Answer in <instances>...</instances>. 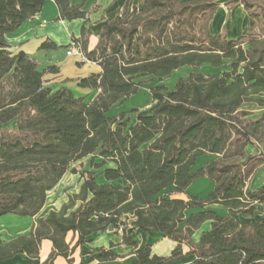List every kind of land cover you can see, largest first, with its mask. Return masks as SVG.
Here are the masks:
<instances>
[{
  "label": "trees",
  "instance_id": "1",
  "mask_svg": "<svg viewBox=\"0 0 264 264\" xmlns=\"http://www.w3.org/2000/svg\"><path fill=\"white\" fill-rule=\"evenodd\" d=\"M44 2L0 0V216L39 215L49 193L67 172L78 173L72 165L85 158L103 169V181L86 170L79 191L40 217L29 235L0 237V262L27 254L30 260L17 264H55L104 227L137 248L127 235L132 226L162 233L177 246L160 257L145 245L131 264H172L185 257L183 245L193 256L189 264H264V218L256 216L264 205V113L252 119L244 108L247 102L264 106V0H231L249 19L235 39L212 34L204 20L216 11V0H143L141 9L135 4L102 26L94 49L81 45L86 59L102 68L79 82L98 90L89 103L68 87L44 84V73L56 68L39 71L25 52L10 50L8 37ZM55 2L61 19L86 18L72 0ZM41 48L57 45L44 42ZM225 61L230 69L222 73L197 71ZM185 66L192 71L172 89L151 88L148 110L108 115L139 92L143 79H163ZM205 154L213 159L194 169ZM259 173L263 182L252 187ZM200 177L213 183L203 199L187 194ZM205 222L209 228L195 240ZM70 232L77 235L72 247ZM45 239L53 250L40 261ZM97 251L92 260L116 257Z\"/></svg>",
  "mask_w": 264,
  "mask_h": 264
},
{
  "label": "crops",
  "instance_id": "2",
  "mask_svg": "<svg viewBox=\"0 0 264 264\" xmlns=\"http://www.w3.org/2000/svg\"><path fill=\"white\" fill-rule=\"evenodd\" d=\"M72 4L80 5L81 9L86 12L85 19H61L59 9L55 0H45L42 10L27 20L21 28L8 37L10 50L13 53L23 51L26 55L37 63L38 70L44 71L48 68H56V72L46 71L43 75L44 84L52 89L59 87H68L76 97H82L85 102H91L98 90L90 87H81V79L93 74L102 72L101 66L93 61H82L78 56L67 55V49L71 45L73 38L77 39L80 45H85L88 50L96 47L99 40V33L104 24L113 22L123 14H129L135 4L140 9L143 6V0H72ZM240 5H242L240 3ZM218 7L220 5L218 4ZM217 7V8H218ZM243 7V5H242ZM217 11V9H216ZM216 11L209 20L208 27L212 34H222L223 30L216 29ZM246 11V10H245ZM248 15L246 12V23L241 26L239 32L232 35L226 32L228 38L235 39L241 35L248 24ZM83 29L85 30L83 33ZM44 42H53L57 48H41ZM202 157L213 159V156L205 154L198 158L196 165ZM206 160V161H208ZM205 162H202L203 165ZM199 165L198 167H200ZM261 174L255 175L251 180L252 187H258L262 184ZM213 187V183L205 178L200 177L195 180L187 189V194L203 199ZM186 197V195H183ZM35 216H19L15 214H6L0 216V237L3 241H10L20 235H29L32 227L37 224L40 217L47 214L50 210L58 211L56 207H50ZM223 211V210H222ZM256 216L264 218V205L257 211ZM209 228V222H205L194 234V239L199 238L202 230ZM127 235L137 243V248L123 243L120 232L116 233L110 227H104L100 231L90 236V241L84 245L75 248L69 258L57 256L55 264H131L137 258L136 252L145 245L150 246L151 256L168 257L172 250L177 246V242L165 237L162 233H145L135 230L129 226ZM73 238L72 246L76 244L77 235L70 232L66 240L69 242ZM111 243L113 245H111ZM107 249L114 253L116 257L109 260H92L93 255H97L98 249ZM53 250L52 242L48 239L42 241L39 251L40 261H44ZM85 250L87 253H82ZM185 257L172 264H189L193 256L190 255V248L183 245ZM30 257L27 254H17L14 257L1 261L0 264H17L28 262Z\"/></svg>",
  "mask_w": 264,
  "mask_h": 264
},
{
  "label": "rangeland",
  "instance_id": "3",
  "mask_svg": "<svg viewBox=\"0 0 264 264\" xmlns=\"http://www.w3.org/2000/svg\"><path fill=\"white\" fill-rule=\"evenodd\" d=\"M261 1V0H257ZM216 2L220 5L216 11V17L214 15V20H216V29L219 30L222 28L223 32H228L232 35H235L239 32L241 26L246 23V11L240 3H231V0H216ZM142 8V7H141ZM140 8V9H141ZM215 13V12H214ZM213 14L208 18L206 17L204 20L206 23H209V20ZM230 69V63L225 61L223 65L219 68H213L208 64L203 65L197 71L204 72L205 74H215L222 73L223 71ZM192 71V68L189 66L181 67L175 70L170 76L165 77L163 79H154L150 80V78L143 79V83L139 92L116 104L111 110L108 112L110 117L119 116L122 112H130L133 109H138L141 111L148 110L151 106L150 103V94L151 88L157 85H164L169 89H172L175 85L178 78L182 76H187ZM260 96H254L253 98H258ZM261 97H264L263 95ZM244 108L251 112L250 117L252 119H257L262 116L264 113V106L258 105L256 102H247L244 104ZM250 153L254 152L253 148H249ZM208 157H202L199 160L198 165L195 168H198L202 162H206ZM96 162H100L99 159ZM72 168L77 169L78 173H73L71 171L67 172V174L63 177L60 183L49 193L48 200L46 206L44 207V212L50 207H56L57 209L61 208L63 204L69 201L71 195L76 194L82 183V173L86 170H91L94 172V176L98 182L103 181V169H96L91 165L90 158H85L75 164L72 165ZM79 204V203H78ZM73 238H70L69 243L72 245Z\"/></svg>",
  "mask_w": 264,
  "mask_h": 264
},
{
  "label": "built area",
  "instance_id": "4",
  "mask_svg": "<svg viewBox=\"0 0 264 264\" xmlns=\"http://www.w3.org/2000/svg\"><path fill=\"white\" fill-rule=\"evenodd\" d=\"M67 55L78 56L82 61L86 60V57L81 50V45L74 41H72L71 45L67 49Z\"/></svg>",
  "mask_w": 264,
  "mask_h": 264
}]
</instances>
